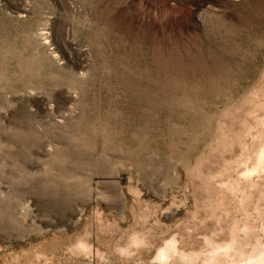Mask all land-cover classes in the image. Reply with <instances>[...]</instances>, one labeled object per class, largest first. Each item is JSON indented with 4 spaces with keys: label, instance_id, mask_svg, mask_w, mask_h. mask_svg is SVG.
I'll return each mask as SVG.
<instances>
[{
    "label": "rangeland",
    "instance_id": "rangeland-1",
    "mask_svg": "<svg viewBox=\"0 0 264 264\" xmlns=\"http://www.w3.org/2000/svg\"><path fill=\"white\" fill-rule=\"evenodd\" d=\"M261 253L264 0H0V264Z\"/></svg>",
    "mask_w": 264,
    "mask_h": 264
},
{
    "label": "bare ground",
    "instance_id": "bare-ground-1",
    "mask_svg": "<svg viewBox=\"0 0 264 264\" xmlns=\"http://www.w3.org/2000/svg\"><path fill=\"white\" fill-rule=\"evenodd\" d=\"M211 255H212V254H211ZM158 256H159V257H163V252H159ZM212 256H213V255H212ZM212 256H211V257H212ZM263 256H264V253H261L258 257H259V259H261V258H263ZM205 263H206V264H210L211 261L208 260V261H206Z\"/></svg>",
    "mask_w": 264,
    "mask_h": 264
}]
</instances>
